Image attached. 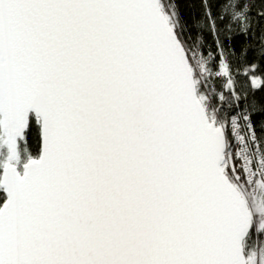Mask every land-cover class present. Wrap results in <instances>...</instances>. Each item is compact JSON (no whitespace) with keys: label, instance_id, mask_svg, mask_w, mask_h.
Instances as JSON below:
<instances>
[{"label":"snow or ice","instance_id":"obj_1","mask_svg":"<svg viewBox=\"0 0 264 264\" xmlns=\"http://www.w3.org/2000/svg\"><path fill=\"white\" fill-rule=\"evenodd\" d=\"M0 264H264V0H0Z\"/></svg>","mask_w":264,"mask_h":264}]
</instances>
